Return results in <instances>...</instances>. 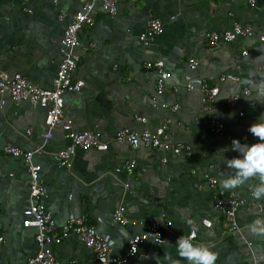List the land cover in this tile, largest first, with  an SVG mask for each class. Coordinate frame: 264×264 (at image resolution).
Instances as JSON below:
<instances>
[{
    "label": "crops",
    "instance_id": "crops-1",
    "mask_svg": "<svg viewBox=\"0 0 264 264\" xmlns=\"http://www.w3.org/2000/svg\"><path fill=\"white\" fill-rule=\"evenodd\" d=\"M85 1L0 0V71L19 72L33 84L50 88L61 57L58 40L68 22L67 17L59 20L58 14H72ZM94 10V25L79 34L85 42L77 49L80 61L73 72V79L83 81V86L65 93L64 112L73 120L74 131L97 132L108 148L77 150L70 167H59L54 156L68 140L60 125L48 128L45 124L47 105L17 103L7 92H0V264H23L38 249L37 228L23 224L32 218L30 206L34 204L51 214L55 233L69 218L84 216L109 241L114 255L126 253L128 239L143 230L146 218L163 216L172 221L163 244L142 242L136 256L125 264H157L165 252L175 258L173 236L190 232L186 219L198 227L196 241L218 253L216 264H264V237L248 228L256 218L264 217V199L251 195L258 181L234 189L244 204L236 210L233 227L214 209L215 192L207 180L215 176L220 187L219 182L231 173L219 150L227 146L223 155L236 157L230 147L234 138L258 142L248 129L264 113V102L257 100L264 99V0H254V5L250 0H122L113 15L104 13L98 2ZM151 18L162 22L163 31L143 46L139 35ZM234 22L250 26L254 34L208 46L207 33L228 29ZM244 50L246 55H241ZM191 57L199 62L194 80L205 78L219 88L212 112L225 124L223 135L212 132L198 90L188 92L183 87ZM159 60L169 72L160 95L155 92V69L144 68ZM238 64L240 82L217 81L222 72L233 75ZM176 83L179 91L174 92ZM243 86L250 94L237 106L229 105V95ZM153 96L178 104V110L153 106ZM137 116H145L147 124L138 122ZM165 118L170 119L171 142L180 148L189 145V155L132 149L114 140L121 127L154 128ZM48 131L51 136H46ZM6 145L33 151L29 163L37 170L44 195L31 194L29 163L20 156L5 155ZM163 158L167 161L162 162ZM129 159L136 160L130 176L125 170ZM118 206L142 224L117 223L113 213ZM203 220L211 225L205 226ZM52 247L59 264L97 263L77 234H69Z\"/></svg>",
    "mask_w": 264,
    "mask_h": 264
},
{
    "label": "built area",
    "instance_id": "built-area-1",
    "mask_svg": "<svg viewBox=\"0 0 264 264\" xmlns=\"http://www.w3.org/2000/svg\"><path fill=\"white\" fill-rule=\"evenodd\" d=\"M58 0H54L57 2ZM122 0H87L81 4V8L72 14L59 12V20L67 17L68 22L63 28L61 37L58 40L60 59L57 65L56 74L52 81L50 88H41L30 82L24 75L19 72L9 73L0 71V92H7L14 102L28 101L32 104L44 102L47 105L45 112V124L50 128L53 125H60L64 131L63 136L68 140V144L61 148L55 154V160L59 167L68 168L71 165L72 158L77 150H89L97 148L99 150H106L108 144L101 142L99 133L93 131L76 132L72 127V119L67 118L64 112V95L69 91H79L83 86V81L73 79V72L78 66L80 55L77 49L81 46L80 32L84 28H91L95 22L94 3L98 2L101 10L109 15H113L117 11L118 3ZM251 5H254V0H250ZM25 10H30L25 7ZM163 31L162 22L157 18L148 19L142 32L139 35V40L143 46H149L155 38H157ZM254 30L248 26H242L238 22H234L228 29L222 31H211L206 34L208 46H217L220 43H228L239 36H251ZM264 39V36H261ZM241 55H246V51H242ZM163 61L146 63L144 68L155 69L156 76V94L164 93L165 81L169 77V72L164 70ZM188 73L183 77V87L186 91L192 92L198 90L200 93L201 108L203 109L212 132L216 135H223L225 133V124L216 117L212 112V106L215 103L219 88L216 85H209L208 80L201 78L194 80L192 74L198 69L199 62L196 58L191 57L187 60ZM241 65L235 67V73L229 75L227 72L218 74L217 81L225 82L230 80L233 82H240ZM179 83L172 85V91H179ZM250 89L243 86L240 91L234 92L227 98V103L231 106H237L243 96H248ZM153 106L167 109L169 111H177L179 106L176 103H168L165 101H158L157 96L151 99ZM243 115V111H239ZM136 120L144 125L147 124L148 119L145 116H137ZM170 123L169 118L155 126L149 128L147 126L135 129L130 127H121L114 134V140L118 143L126 144L132 149L149 148L159 149L164 151H171L174 154H190L191 147L185 145L182 148L175 146L170 140V132L168 129ZM46 136H51V132H47ZM38 151V150H37ZM3 153L8 156H20L28 163L33 155L32 150H23L16 146L6 145L3 147ZM235 156L239 153L234 151ZM167 159L163 158L162 162ZM136 166L135 159H129L125 162V170L127 175H132ZM28 171L30 173L31 183L30 192L33 196L38 197L44 195L43 186L37 183V170L32 163L28 164ZM208 183L211 189L215 192L214 209L222 214L228 222L235 227L236 210L243 205L244 199L236 196L234 190L226 191L219 187L218 179L215 176H208ZM30 213L32 218L23 222L24 226H34L38 233L35 236V242L38 249L30 256H28L23 264H59L52 245L58 243L61 239L66 238L69 234H77L83 244L90 249L96 259V264H125L130 258L135 257L141 249V244L144 241L150 240L155 244H163L165 242V231L172 227V221L159 217H149L144 221V228L141 232L133 234L127 242V251L123 255L112 254L111 244L97 231L96 227L88 223L84 216H77L69 218L59 233L53 232L54 220L51 214L43 208L42 205L34 204L30 206ZM113 218L122 226H138L143 221L131 218L125 213L122 206H118ZM205 226L211 225L210 221H204ZM175 233V232H174ZM190 233V232H189ZM188 233V234H189ZM185 234V235H188ZM183 234L175 233L173 241H176ZM196 239V237H195ZM73 262V261H72ZM130 264H140L132 262ZM250 264H260L259 262H251Z\"/></svg>",
    "mask_w": 264,
    "mask_h": 264
},
{
    "label": "clouds",
    "instance_id": "clouds-1",
    "mask_svg": "<svg viewBox=\"0 0 264 264\" xmlns=\"http://www.w3.org/2000/svg\"><path fill=\"white\" fill-rule=\"evenodd\" d=\"M257 100L264 102V99ZM248 131L258 138V142L242 143L234 138L230 147L232 151L239 153L238 156L226 158L223 153L229 150L227 146L219 150L222 162H225L227 168L232 170L219 183L222 189L230 191L255 179L258 182L252 186L251 195L254 199L261 200L264 199V113H261L249 126ZM185 223L190 228V233L182 235L176 241L177 256L174 258L171 252H165L163 259L157 261V264H181L182 261H186L187 264H216L218 253L212 246L196 241L198 227L195 222L192 219H186ZM248 228L254 235L264 237V217L256 218ZM168 247L171 248L172 245L168 244ZM102 264H104L103 261Z\"/></svg>",
    "mask_w": 264,
    "mask_h": 264
},
{
    "label": "water",
    "instance_id": "water-1",
    "mask_svg": "<svg viewBox=\"0 0 264 264\" xmlns=\"http://www.w3.org/2000/svg\"><path fill=\"white\" fill-rule=\"evenodd\" d=\"M82 42H83V43L85 42V39H84V38L82 39Z\"/></svg>",
    "mask_w": 264,
    "mask_h": 264
}]
</instances>
